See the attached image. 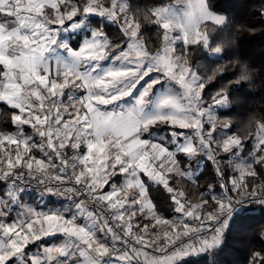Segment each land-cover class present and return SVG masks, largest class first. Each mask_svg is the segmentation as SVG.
I'll return each instance as SVG.
<instances>
[{
  "label": "snow or ice",
  "instance_id": "obj_1",
  "mask_svg": "<svg viewBox=\"0 0 264 264\" xmlns=\"http://www.w3.org/2000/svg\"><path fill=\"white\" fill-rule=\"evenodd\" d=\"M89 16L114 24L116 35L97 26L79 48L59 43L66 21L81 18L76 28ZM232 23L209 0H188L184 9L134 0H0V105L15 129H0V264H177L218 249L246 203L264 206V185L247 182L264 175V115L253 118L255 131L250 121L240 134L213 112L230 105V85L252 79L241 60L226 61L230 42L219 34ZM197 50L207 63L194 62ZM229 71L235 79L208 105L206 87ZM153 73L131 108H107ZM162 81L175 89L146 115ZM161 126L168 144L153 139ZM246 141L251 163L223 159L238 156ZM201 160L211 163L222 191L213 194L211 184L192 203L178 185L194 181L192 162ZM153 185L163 186L179 215L157 214ZM32 193L68 203L37 211L25 201ZM53 235L59 244L30 252ZM248 264H264V249L253 250Z\"/></svg>",
  "mask_w": 264,
  "mask_h": 264
},
{
  "label": "trees",
  "instance_id": "obj_2",
  "mask_svg": "<svg viewBox=\"0 0 264 264\" xmlns=\"http://www.w3.org/2000/svg\"><path fill=\"white\" fill-rule=\"evenodd\" d=\"M174 1L176 0H134L140 4L163 3L165 5ZM209 3L214 11L225 14L233 22L226 36L223 33L219 34L230 42V46L225 49L226 61L241 60L248 66L252 76L250 81L229 86L231 103L216 111V116L219 117L218 124L231 122L233 133L244 134L251 121L252 131H255L253 118L264 115V0H209ZM88 25L92 28L99 26L112 36L117 33L114 24L105 22L99 17H89ZM145 31L151 32L152 28L146 27ZM152 38L155 39L154 35ZM73 46L76 48L77 43ZM203 55L199 50L194 52V62L207 63L202 58ZM234 79V74L229 71L224 74V78L218 77L212 81L204 93L207 104H212L211 97L219 88L227 86L228 82ZM6 109V105H0V129L13 131L10 116L5 119L3 115ZM5 124L8 125L7 128ZM246 148H252L251 141L244 143L243 149ZM261 172L264 173V169H261ZM224 175L225 178L231 177L227 169L224 170ZM247 182L250 186H256L259 189L261 185H264V175L248 177ZM211 184L214 185L213 194H219L222 191L213 166L206 161L194 177V181H185L178 186L188 194L190 202L197 203L201 198L200 192H204L207 196L208 186ZM149 195L156 205L158 215L169 220L178 215L173 212L171 197L163 186L157 188L153 185ZM233 195L234 198L239 197ZM262 249H264V206H251L234 217L224 232L223 243L213 253L189 255L177 264H248L251 252Z\"/></svg>",
  "mask_w": 264,
  "mask_h": 264
},
{
  "label": "rangeland",
  "instance_id": "obj_3",
  "mask_svg": "<svg viewBox=\"0 0 264 264\" xmlns=\"http://www.w3.org/2000/svg\"><path fill=\"white\" fill-rule=\"evenodd\" d=\"M187 2H188V0H176V1H174L172 3H169V4L174 5L176 7H179L181 9H184L186 4H187ZM193 2H195V0H193ZM169 4H166V5H169ZM89 17H91V16H89ZM89 17L83 18L84 22L81 23L80 26L76 27V28L71 27V25L73 23H76L77 20H79L81 18L78 17L77 20L66 21L65 22V26H61V28H60V30L58 32V41H59V43L68 44V45H70L71 47L74 48L73 44L77 43V46H79L83 41H85L86 38L88 37L87 36V32H91L92 29H94V28H92V27H90L88 25V18ZM93 17H97V16H93ZM101 20H103V19L101 18ZM103 21L109 22L107 20H103ZM154 76H155V73L152 74V77H145V79L141 80L140 83L136 86L135 90L131 93L130 96H127V97L123 98L122 100L117 101L115 104L108 105L107 108L109 110H115V111H120L121 109L126 111L127 109L131 108L134 105V103H135L136 97L139 96L141 90L144 88L146 82L149 79H152ZM174 89H175L174 85L169 86L163 81L160 84H157L152 89V92H151V94L149 96V101L150 102L147 105H145L144 113L146 115L151 114V112L154 109L155 102L158 100V98L162 94H165L166 92L172 91ZM209 105H211V104H209ZM223 108H225V107L214 108L213 109L214 114L216 115V111L219 110V109H223ZM153 133H154L153 134V139H155L157 141H161V142H163L165 144H168L169 139H170L168 136H170V133L168 132V129H167L166 126H161L158 129H154ZM251 147H252V142H251ZM251 150H252V148H250V149H247V148L246 149H242L240 151L239 155L236 156V157H229L226 154L223 157V159H225V160L233 159V160H235L238 163L239 162H244V161H247V162L251 163V157L249 156V153H250ZM205 162H206V160H201V162L198 165L196 164V161L192 162V164H193L192 172H193V176L194 177L202 169V167H203ZM185 163H187V162L185 161ZM226 169L230 172V176H232L234 174L231 167L225 166L224 170H226ZM236 175H238V174H236ZM61 202L63 204L65 203L63 201H61ZM189 223H190V221H189ZM161 235H163V230H162V234Z\"/></svg>",
  "mask_w": 264,
  "mask_h": 264
},
{
  "label": "crops",
  "instance_id": "obj_4",
  "mask_svg": "<svg viewBox=\"0 0 264 264\" xmlns=\"http://www.w3.org/2000/svg\"><path fill=\"white\" fill-rule=\"evenodd\" d=\"M89 34H90V32H87V36H89ZM80 45L77 46L76 48H79ZM54 55L57 58H61L59 52L54 53ZM13 131H15V129ZM25 131H26V134H29V135L31 134V129L28 128L27 126H25ZM25 201L28 202L32 207H35L37 209V211H43V212L61 211L67 205L66 202L63 204L60 200L53 198V197H50V196L38 198L37 196L32 195V194L29 196H26ZM59 243H60V237H58V236L53 235V236L44 237L43 239L36 241L34 244L29 245V247H31L30 252H35V251H37L38 248H40V250L42 251L44 246L51 247V246L59 244ZM185 258L186 257H183V258L179 259L177 262H180V261L184 260Z\"/></svg>",
  "mask_w": 264,
  "mask_h": 264
},
{
  "label": "built area",
  "instance_id": "obj_5",
  "mask_svg": "<svg viewBox=\"0 0 264 264\" xmlns=\"http://www.w3.org/2000/svg\"><path fill=\"white\" fill-rule=\"evenodd\" d=\"M261 194H264V192H262ZM32 195H35L37 196L38 198H43V197H47L48 195H44V196H41L39 195L38 193H32ZM52 197H55L56 199L60 200V201H63V202H66L68 203L67 201L65 200H62V198H59V197H56V196H52ZM241 197H236L235 200H240ZM237 207H239L240 205H236ZM251 206H262V205H259V204H255V203H251V202H248L246 203L244 206H242V208L236 212L233 213L232 217L229 219L228 221V225H227V228L229 227L230 223L232 222V220L234 219V217L238 216L242 211H244L245 209L251 207ZM190 223H195L193 221H190Z\"/></svg>",
  "mask_w": 264,
  "mask_h": 264
}]
</instances>
